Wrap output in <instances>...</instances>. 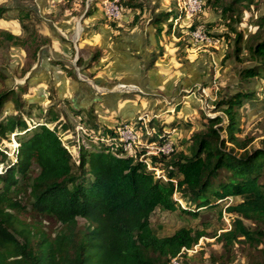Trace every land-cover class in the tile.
Returning a JSON list of instances; mask_svg holds the SVG:
<instances>
[{
	"label": "trees",
	"instance_id": "1",
	"mask_svg": "<svg viewBox=\"0 0 264 264\" xmlns=\"http://www.w3.org/2000/svg\"><path fill=\"white\" fill-rule=\"evenodd\" d=\"M254 2H204L206 8L229 20L230 31L223 36L230 40L229 34L235 35L232 54L237 62L248 61L249 65L238 70L236 93H226L216 102L228 123L221 116L208 119L205 132L194 136L189 154L148 155L151 145L163 143L170 135L160 122H151L148 133L141 121L135 126L143 131V143L135 154H128L115 128L99 122L92 110L85 117L73 109L71 113L80 116V122L76 121L86 130L74 155L69 148L77 145L76 140L69 145L63 139L57 107L43 109L37 102L22 100V94L13 88L0 90V145L10 135L19 144L14 159L0 148V164L4 165L0 172V264H171L186 255L184 249L197 245L203 234L182 228L172 236L159 237L151 223L154 212L180 210L198 217L201 209L238 196L242 201L226 208L235 216L231 229L214 238L226 253L237 243L255 249L262 246L260 259L250 264H264V139L261 147L250 149L253 138L240 137V110L255 98L254 90L242 86L252 78H264V15L246 41L236 26L242 6L250 8ZM124 4L130 9L140 6L131 0ZM10 12L9 7L0 6V19L9 21ZM19 13L18 23L28 29L25 20L29 14ZM199 15L192 29L202 23L203 15ZM22 38L0 27L1 43L28 45ZM178 45L185 46L184 42ZM40 48H35V60ZM81 61L82 57L78 63ZM9 101L14 109L3 116ZM177 195L186 206H181ZM26 209L54 221L56 228L43 229L21 219ZM219 264H227L226 259Z\"/></svg>",
	"mask_w": 264,
	"mask_h": 264
},
{
	"label": "rangeland",
	"instance_id": "2",
	"mask_svg": "<svg viewBox=\"0 0 264 264\" xmlns=\"http://www.w3.org/2000/svg\"><path fill=\"white\" fill-rule=\"evenodd\" d=\"M127 1L129 0H123L122 2L125 7L124 12L128 13L130 10H136V8L130 9L129 7H126L124 2ZM131 1L132 4L140 5L137 7L139 11L148 10L147 13H150L149 10H151L152 7H154L152 9L153 11L156 8H161L160 0L156 2H153L152 0ZM42 2L45 3L48 9L42 8ZM171 3L172 5H170L169 8H172L173 10L168 12L162 11V15L159 17V19H157L156 22L157 27L167 28V33H165V35L168 37L170 36V31H172V27L174 25L172 19H174L175 16L178 17L180 15L178 0H171ZM0 6H7L11 9V18L9 17V21H2L0 19V27H6L8 28L7 31H10L12 34L17 36L21 35L24 41H29L28 45L26 46L17 45L14 42H0V90L13 88L18 93L22 94V100L39 101V104H41L43 109L49 107L54 108L56 105L53 104V102L57 101L55 90H51L50 88L45 89L42 82L36 86H32L34 80L31 70L36 67H40L38 63L40 58L39 56L44 53L46 50L45 47H47L49 44L53 46L54 43L52 42V39H54L56 42L55 44L57 45L56 49L63 52V47L61 48L60 45L70 48V46L68 44L67 46L66 43H71L72 53L69 55V58L71 60H76L75 65L78 64L80 68L83 67L82 69L86 71L85 75L78 68L79 75L78 72L77 75L80 78L83 77L84 79L86 77V79H88L91 83V80H93L96 73L91 74V72H89L90 64L87 65V60L84 58H82L84 60L78 63L80 57H83L84 55L87 56L89 52L94 50L92 45L93 43H96L94 41H92L93 43L87 41L89 40L88 38H90L88 37L89 35L87 32H89L91 29L93 30L94 27L90 29L86 28L92 24V22L89 24L88 21H86V17L92 16L93 13L98 9L101 11L102 16L100 22L104 20L108 24H114L119 21H108L100 9V3L96 0L92 4L89 0H0ZM242 7H244V9H242L243 12L240 16V23L238 25L236 23V26H238L240 31H243L244 41H246L248 35L254 33L257 30V19L264 15V0H255L254 4L250 8H247V6ZM205 8L206 7L203 4V11L201 14L204 15V12L207 10L210 13H216L217 15H220L217 17V21L214 25L217 28L223 26L225 29L222 33H214L209 27L206 26V24L203 23L202 18V23L200 25H203L209 33L222 37L226 41L227 47L224 46L223 50L221 49L220 51L216 52L213 50L203 52L211 54L224 51L220 65H218L217 62H211L212 78L211 81L207 82L208 85L197 88L195 92L193 91L191 93H187L189 95L197 93V100L199 103L197 105L198 110L195 113V118H193V120L188 119L189 122H187V125L189 126L185 125L181 129L175 128V130L174 128H169L170 130L165 129L166 135H170V139L174 143V151L185 154H189L194 147V136L205 132L204 123H208V119H214L217 116H221L224 119V124L226 125L228 123L226 114L221 110V108L217 107L216 102L223 98L225 96L224 94L226 93H236V88H238L237 85L240 81L238 70L245 64V66L249 65L248 61H243V63L237 62V59H235V56L232 54L235 49V35L230 33V40L223 36L224 33H228L230 31L228 27L229 20H225L224 17L216 10L211 8H206L205 10ZM35 10H37L39 14L35 15ZM23 11L24 13L29 14V18L25 20V22L30 25L28 29H24L16 19L18 14H20L19 12ZM12 16H15L14 19ZM197 17L195 18L194 22L197 19H200V15ZM188 31L189 29H185V32ZM160 32L161 31H159V34ZM45 33H49L48 35L50 36H46ZM35 34L36 39H33L32 37ZM245 34L248 35L245 36ZM176 38H181L179 41L184 42V47L186 49L191 46L189 42L190 36L186 33H183L179 28L175 30V39ZM77 44H79V47ZM37 45H41V48L38 52L37 59L35 60L33 55ZM188 53L196 54L199 52H193L190 50ZM244 53L245 52L243 51L242 57ZM52 62L57 64L59 61L52 60ZM73 75L74 74L72 72L68 74V76L71 77ZM232 75L237 77L235 80L236 82H231V80L233 81V79H231ZM242 87L254 90L255 98L246 101L240 110L241 128H243V132L240 134V137L253 138L250 149L259 148L261 147V142L264 139V78H252L250 82L245 83ZM52 95L54 96L51 97ZM123 96H125V94ZM202 99L203 102H201ZM68 104L70 103L68 102L67 105ZM14 106V103L9 101L6 105V110L3 116L9 114L11 110L14 109ZM178 108L180 107L178 106ZM27 109L28 108H25V110ZM57 109L60 110L61 116L59 121L62 123V129L64 131L62 132L63 139L68 141L69 145H72V141L77 140V138H79L81 135L78 131V128L82 126L79 124L80 116L76 118L71 113V111H69V117L64 114L62 107ZM81 112L85 116L88 115L87 110ZM173 113L174 112H172V114ZM96 114L100 118L102 117V120H106V118L103 116L104 114H101L100 111H97ZM177 114H179V112H177ZM161 116V114L151 115L150 113H139L135 119L129 120V122L137 123L139 119L142 118L145 122V125L148 127V130L150 131L151 122H155L157 124L159 119L160 121H164L161 120ZM73 117L79 120V122L76 121L75 123ZM122 123L120 122L119 124ZM73 125H75V128H73ZM50 126H54V124ZM139 132L141 136L143 131L139 130ZM81 139L83 140V138ZM140 142L143 143V140L141 139ZM228 146H231V144L228 143ZM18 147L19 144L15 135H10L9 139L3 141V145H0L1 149L8 150L10 157L13 159L15 158L14 154L17 152ZM69 150L74 155H77L76 146H71ZM3 168L4 165L0 164V172L3 170ZM37 172L38 171H35L34 175H36ZM157 173L160 174L159 171H157ZM176 197L180 201L181 206H186V201L183 199L181 200L179 195ZM211 199L214 200L213 196H211ZM241 201L242 198L239 196L226 199L223 202L218 201L212 207L201 209L198 217H193L191 215L182 213L180 210L170 212L157 209L152 215L151 223L155 233L159 237L172 236L175 232L182 228L189 229L194 233L203 234L198 244L195 245L196 247L194 246L192 248L193 252L185 253L186 255H183L175 260L173 259L171 264H219L223 259H226L227 264H250L252 261H258L260 259V249L262 246H259L258 249H255L249 246L247 243H237L231 248L230 252L226 253L223 245L219 243L216 238H214L215 234L219 235L231 229L235 216L227 213L226 208L231 204L240 203ZM20 217L21 219L26 220L28 223L40 225L43 229L52 230L56 228L54 221L48 220L44 216L38 215L32 211H28L27 209ZM83 222V220H80V223ZM244 222L250 227L255 226V224H253L251 221L244 220Z\"/></svg>",
	"mask_w": 264,
	"mask_h": 264
},
{
	"label": "crops",
	"instance_id": "3",
	"mask_svg": "<svg viewBox=\"0 0 264 264\" xmlns=\"http://www.w3.org/2000/svg\"><path fill=\"white\" fill-rule=\"evenodd\" d=\"M160 2L161 8L153 11L152 7L150 13L137 8L124 12L121 20L114 24L104 20L100 22L102 16L98 9L92 16L86 17L89 24L92 22L86 28L94 27L87 32L90 37L87 41L96 42H92L94 50L82 57L87 60V65L90 64L89 72L96 73L91 83L86 77L84 79L77 75L79 69L84 74L86 71L75 65L76 60L69 58L72 44L66 43L70 48L60 45L63 47L62 52L56 49V42L52 39L53 46L49 44L39 56L40 67L31 70L34 80L32 86L42 82L45 89L55 90L57 101L53 104L67 112L77 109L89 113L92 110L97 115L96 112L100 111L106 120L97 115L99 122L110 128L135 119L139 113H150L162 115L161 120L164 121L159 119L157 123H162L166 130L181 129L187 125L188 119L195 118L198 110L197 93H193L195 96L187 93L208 85L207 82L212 78L211 62L220 65L224 51L190 54L188 48H181L173 31L168 33V37L165 35L167 28L156 26L160 17L158 13L173 10L169 8L171 0ZM41 5L43 9H48L44 2ZM34 14L39 13L35 10ZM218 16L206 10L202 17L203 23L211 25V31L217 34L225 29L214 25ZM48 34L45 33L50 36ZM52 60L59 62L55 64ZM71 72L74 74L72 77L68 76ZM236 78L232 75L231 82H236ZM68 102L70 104L67 105ZM73 119L76 123V118Z\"/></svg>",
	"mask_w": 264,
	"mask_h": 264
},
{
	"label": "built area",
	"instance_id": "4",
	"mask_svg": "<svg viewBox=\"0 0 264 264\" xmlns=\"http://www.w3.org/2000/svg\"><path fill=\"white\" fill-rule=\"evenodd\" d=\"M92 4L95 0H89ZM100 3V9L103 12L104 17L111 22L118 21L122 18L125 11L123 5V0H96ZM203 1L202 0H178V5L180 9V15L177 18L172 19L173 27L172 31L175 33L177 28L181 29L183 33H186L190 36V45L188 50L193 52H207L210 50L220 51L223 50L224 46L227 47L226 41L215 34L209 33L203 25L197 26L195 29H192L193 22L195 18L203 11ZM185 29H189L188 32H185ZM181 40V38H178ZM79 75V72H78ZM203 102V99L201 100ZM142 122L143 127L146 132H151L148 130V127L145 125L143 119H139ZM117 139L122 143L123 149L128 154H135L136 148L141 143L140 132L137 130L135 123H130L125 121L122 124H119L115 127ZM79 138L76 140V149L80 147L82 142V136L85 135L86 130L84 127L80 126L78 128ZM142 134V133H141ZM173 141L169 138L161 144L151 145L149 147L148 155H169L174 151ZM153 146V147H152ZM196 247V246H195ZM183 253H191L192 249H184ZM178 259V258H175ZM174 259V260H175Z\"/></svg>",
	"mask_w": 264,
	"mask_h": 264
},
{
	"label": "water",
	"instance_id": "5",
	"mask_svg": "<svg viewBox=\"0 0 264 264\" xmlns=\"http://www.w3.org/2000/svg\"><path fill=\"white\" fill-rule=\"evenodd\" d=\"M34 100L30 101V102H33Z\"/></svg>",
	"mask_w": 264,
	"mask_h": 264
},
{
	"label": "bare ground",
	"instance_id": "6",
	"mask_svg": "<svg viewBox=\"0 0 264 264\" xmlns=\"http://www.w3.org/2000/svg\"><path fill=\"white\" fill-rule=\"evenodd\" d=\"M118 90V89H117Z\"/></svg>",
	"mask_w": 264,
	"mask_h": 264
}]
</instances>
